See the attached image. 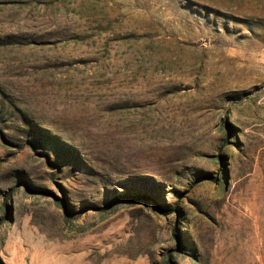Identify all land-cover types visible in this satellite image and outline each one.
Here are the masks:
<instances>
[{
	"label": "rangeland",
	"instance_id": "rangeland-1",
	"mask_svg": "<svg viewBox=\"0 0 264 264\" xmlns=\"http://www.w3.org/2000/svg\"><path fill=\"white\" fill-rule=\"evenodd\" d=\"M0 264H264V0H0Z\"/></svg>",
	"mask_w": 264,
	"mask_h": 264
},
{
	"label": "trees",
	"instance_id": "trees-1",
	"mask_svg": "<svg viewBox=\"0 0 264 264\" xmlns=\"http://www.w3.org/2000/svg\"><path fill=\"white\" fill-rule=\"evenodd\" d=\"M143 198H144V195H142V194H138V195H135L133 197V199H135V200H140V199H143ZM174 209H175V207H172V208H170L168 210H164L163 212L164 213H169V212L173 211Z\"/></svg>",
	"mask_w": 264,
	"mask_h": 264
}]
</instances>
